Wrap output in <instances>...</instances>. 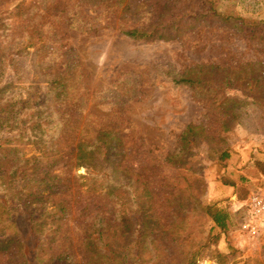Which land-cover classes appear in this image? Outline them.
Masks as SVG:
<instances>
[{
  "label": "rangeland",
  "instance_id": "374dc122",
  "mask_svg": "<svg viewBox=\"0 0 264 264\" xmlns=\"http://www.w3.org/2000/svg\"><path fill=\"white\" fill-rule=\"evenodd\" d=\"M166 1L0 0L4 9L18 6L17 12L22 11L25 21L35 28V38L39 35L34 41L38 51L32 54L30 50L21 63L34 59L32 65L41 72H58L67 81L65 97L55 107L63 126L58 140L60 159L52 172L61 178L58 198L67 203L69 215L62 220L52 253L66 252L77 264H85L82 241L94 221L101 217L112 228L120 226L114 200L86 192L78 177L85 171L76 170L74 163L78 142L112 130L122 143L121 168L137 173L152 192L153 212L164 235H155L156 263L151 264H180L181 253L207 237L212 223L204 214L205 207L226 208L231 218L199 264H214L213 251L225 255L218 258L223 264H264V226L255 235L244 229L246 200L238 202L234 190L220 181L225 172L235 180L242 176L246 180L242 187L249 195L264 193V167L253 166L264 164V103H253L250 93L243 96L227 90L216 95L173 83L175 77L198 66L217 67L206 78L221 83L226 75L241 78L248 65H256L255 75L261 79L254 95L264 98V44L228 25L200 24L172 41L139 42L123 35L125 30L154 21ZM14 79V73L6 69L1 84ZM222 96L227 101L219 107L212 100ZM232 114L237 116L235 121ZM225 122L230 129L224 130ZM187 125H205L207 138L186 157L190 174L201 180L203 191L199 205H193L189 220L182 225L181 216L167 200L179 195L183 171L165 159L176 151ZM224 148L229 157L218 164ZM32 154L28 149L27 156ZM126 243L131 240L124 235L118 245ZM0 264L17 262L8 252L0 253Z\"/></svg>",
  "mask_w": 264,
  "mask_h": 264
},
{
  "label": "trees",
  "instance_id": "16d2710c",
  "mask_svg": "<svg viewBox=\"0 0 264 264\" xmlns=\"http://www.w3.org/2000/svg\"><path fill=\"white\" fill-rule=\"evenodd\" d=\"M17 9L18 6L4 9L0 5V253L10 252L17 264H77L66 252L52 253V246L62 231V220L69 215L67 203L58 198L61 178L52 172L60 159L58 140L63 126L55 107L65 97L67 81L58 72H41V68L32 65L34 59L25 65L21 63L30 50L32 54L38 51L34 41L39 40V35L35 38V28ZM263 13L264 0H167L154 21L122 33L139 42L172 41L200 24L228 25L264 44ZM6 69L14 73L15 79L3 86ZM215 69L218 68L198 66L175 77L173 83L216 95H224L227 90L238 91L243 96L250 93L248 98L263 106L264 98L254 95L261 79L255 75L256 65H248L241 78L226 75L221 83L206 78ZM212 101L222 107L227 98L222 96ZM236 117L232 114L231 120L235 121ZM223 128L230 129L229 123L225 122ZM205 134V125H187L176 151L165 159L183 171L181 183L177 185L179 195L167 200V205L181 216L182 225L189 220L188 212L193 205H199L198 196L203 191L201 180L190 174L191 165L186 157L200 140L207 138ZM28 149L33 153L30 157ZM122 149L121 140L112 130L97 132L75 147V168L85 171V175L78 174L80 185L86 192L108 196L119 208L116 221L120 226L112 228L99 217L88 230L82 241L85 264L156 263L155 235L164 234L153 212L152 192L137 173L121 168ZM228 157L224 148L218 154L217 163L225 162ZM253 166L262 168L264 164L257 162ZM225 167L222 166L224 170ZM220 177L224 185L234 190L238 202L247 199L249 192L242 187L246 181L242 176L235 180L225 172ZM203 209L212 227L198 246L181 253L180 264H199L208 257L210 246L227 230L229 210ZM215 230L217 234H212ZM124 235L131 243L118 245ZM213 254L217 257V261L211 258L213 263L223 264L218 258L223 259L225 255L217 251Z\"/></svg>",
  "mask_w": 264,
  "mask_h": 264
},
{
  "label": "built area",
  "instance_id": "2783aa9c",
  "mask_svg": "<svg viewBox=\"0 0 264 264\" xmlns=\"http://www.w3.org/2000/svg\"><path fill=\"white\" fill-rule=\"evenodd\" d=\"M245 202L248 221L243 227L251 235H255L264 226V193L251 192Z\"/></svg>",
  "mask_w": 264,
  "mask_h": 264
},
{
  "label": "crops",
  "instance_id": "0c3cea01",
  "mask_svg": "<svg viewBox=\"0 0 264 264\" xmlns=\"http://www.w3.org/2000/svg\"><path fill=\"white\" fill-rule=\"evenodd\" d=\"M229 187V186H228ZM229 188H231V187H229Z\"/></svg>",
  "mask_w": 264,
  "mask_h": 264
}]
</instances>
